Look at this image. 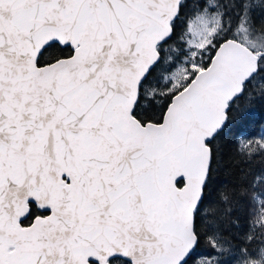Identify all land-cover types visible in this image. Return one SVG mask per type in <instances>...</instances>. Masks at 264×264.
<instances>
[{
	"label": "snow or ice",
	"instance_id": "1",
	"mask_svg": "<svg viewBox=\"0 0 264 264\" xmlns=\"http://www.w3.org/2000/svg\"><path fill=\"white\" fill-rule=\"evenodd\" d=\"M255 105L264 0H0V264H264Z\"/></svg>",
	"mask_w": 264,
	"mask_h": 264
},
{
	"label": "trees",
	"instance_id": "2",
	"mask_svg": "<svg viewBox=\"0 0 264 264\" xmlns=\"http://www.w3.org/2000/svg\"><path fill=\"white\" fill-rule=\"evenodd\" d=\"M64 51H67L65 49ZM47 55V53L45 54ZM244 101H241V106H243ZM264 127V108L260 105L254 106V111L251 113L250 120L240 128V132L246 135L249 139H258L262 134V128ZM237 139L236 132H230L223 140L220 141L226 148V150L231 151L235 145V140ZM259 158H257L258 160ZM262 165L256 163L253 165V172H258ZM251 179V177H249ZM257 191H264V185L259 186ZM253 215V205L250 203H245V205L238 211L234 212L231 219L235 224V227L230 229L232 234L245 235L249 231V226L254 220ZM257 231H259V225H257ZM197 256L194 259L200 257L208 258L213 254L211 245L202 239L199 248L197 249ZM191 264V262H190Z\"/></svg>",
	"mask_w": 264,
	"mask_h": 264
},
{
	"label": "rangeland",
	"instance_id": "3",
	"mask_svg": "<svg viewBox=\"0 0 264 264\" xmlns=\"http://www.w3.org/2000/svg\"><path fill=\"white\" fill-rule=\"evenodd\" d=\"M261 133H264V127L262 128V132Z\"/></svg>",
	"mask_w": 264,
	"mask_h": 264
}]
</instances>
